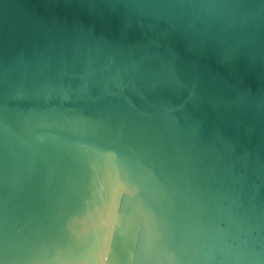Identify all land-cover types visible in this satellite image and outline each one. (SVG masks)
<instances>
[{
  "label": "water",
  "instance_id": "obj_1",
  "mask_svg": "<svg viewBox=\"0 0 264 264\" xmlns=\"http://www.w3.org/2000/svg\"><path fill=\"white\" fill-rule=\"evenodd\" d=\"M0 264H264V0H0Z\"/></svg>",
  "mask_w": 264,
  "mask_h": 264
},
{
  "label": "snow or ice",
  "instance_id": "obj_2",
  "mask_svg": "<svg viewBox=\"0 0 264 264\" xmlns=\"http://www.w3.org/2000/svg\"><path fill=\"white\" fill-rule=\"evenodd\" d=\"M108 244V237L104 235L100 240V251H102Z\"/></svg>",
  "mask_w": 264,
  "mask_h": 264
}]
</instances>
